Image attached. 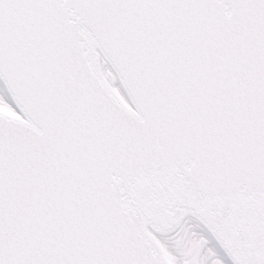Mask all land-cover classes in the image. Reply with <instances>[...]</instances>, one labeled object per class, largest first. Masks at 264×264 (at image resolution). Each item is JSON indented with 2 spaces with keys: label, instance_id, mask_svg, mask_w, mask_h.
Wrapping results in <instances>:
<instances>
[{
  "label": "snow or ice",
  "instance_id": "obj_1",
  "mask_svg": "<svg viewBox=\"0 0 264 264\" xmlns=\"http://www.w3.org/2000/svg\"><path fill=\"white\" fill-rule=\"evenodd\" d=\"M0 264H264V0H0Z\"/></svg>",
  "mask_w": 264,
  "mask_h": 264
}]
</instances>
